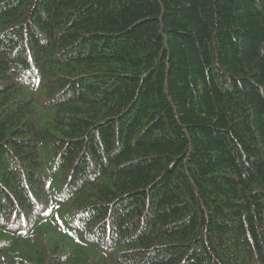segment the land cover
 <instances>
[{
	"label": "trees",
	"instance_id": "trees-1",
	"mask_svg": "<svg viewBox=\"0 0 264 264\" xmlns=\"http://www.w3.org/2000/svg\"><path fill=\"white\" fill-rule=\"evenodd\" d=\"M0 264H264V0H0Z\"/></svg>",
	"mask_w": 264,
	"mask_h": 264
}]
</instances>
